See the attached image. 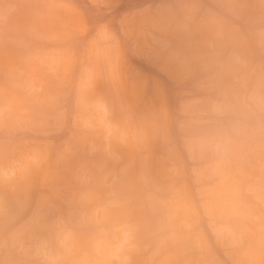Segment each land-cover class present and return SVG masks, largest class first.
<instances>
[{
  "label": "rangeland",
  "instance_id": "obj_1",
  "mask_svg": "<svg viewBox=\"0 0 264 264\" xmlns=\"http://www.w3.org/2000/svg\"><path fill=\"white\" fill-rule=\"evenodd\" d=\"M106 22L122 38L124 86L101 36ZM262 94L264 0H4L0 264H58L79 224L116 208L127 214L132 180L145 188L133 222L122 227L114 216L108 225L116 264L158 252L166 207L197 214V229L185 241L190 258L256 259L264 216L251 198L225 193L218 172L229 161L218 153L246 132ZM56 98L89 121L85 135L59 130L55 119L52 128L36 130L32 114ZM145 125L154 127L155 139L148 152L132 155L125 141L139 139ZM25 160L26 181L15 182L13 167ZM105 165L114 180L97 185ZM238 166L244 169L243 158ZM170 193L171 205L155 198Z\"/></svg>",
  "mask_w": 264,
  "mask_h": 264
},
{
  "label": "clouds",
  "instance_id": "obj_2",
  "mask_svg": "<svg viewBox=\"0 0 264 264\" xmlns=\"http://www.w3.org/2000/svg\"><path fill=\"white\" fill-rule=\"evenodd\" d=\"M4 0H0L3 4ZM102 39L108 43L114 53L113 70L116 73L115 80L118 86L126 83L123 73L120 71L122 57V38L119 31L106 22L102 25ZM253 119L246 125V132L239 138H231L230 146L218 155L229 161L228 166L218 172L219 183L229 196L239 195L243 198H251L259 208L261 216H264V94L261 95L259 104L251 109ZM0 119L5 117L0 116ZM36 121L37 131L52 128V121L58 120L56 125L59 130L70 127L75 133L85 135L91 127L78 110L69 112L64 109L59 98H56L50 106H42L40 110L32 114ZM154 127L145 125L139 131V139L125 141L129 153L132 155H143L148 152L150 145L155 139ZM243 158L245 167L243 170L238 166V161ZM181 173L170 177L174 184L178 183ZM135 184L134 191L126 196L125 204L127 214L122 209L116 208L113 212L106 214L103 218L92 217L85 223L79 224V234H73V242L65 253H61L62 259L58 264H116L118 253L113 251L108 225L113 214L123 220L125 224L132 223L134 216L132 210L136 202L143 196L145 188L142 184ZM166 205L175 202L176 196L170 193L167 197H155ZM87 216V213H85ZM0 219V226H2ZM197 214L184 213L173 214L170 208L161 209L160 224V248L151 259L145 261H130L129 264H202L201 261L190 258L194 256L190 247L186 244V237L195 233L197 229ZM17 264H50L47 260L34 258L29 261H18ZM245 264H264V235L257 258L245 262Z\"/></svg>",
  "mask_w": 264,
  "mask_h": 264
},
{
  "label": "bare ground",
  "instance_id": "obj_3",
  "mask_svg": "<svg viewBox=\"0 0 264 264\" xmlns=\"http://www.w3.org/2000/svg\"><path fill=\"white\" fill-rule=\"evenodd\" d=\"M76 63V62H75ZM171 111V110H170ZM179 124V123H178ZM8 136V135H7ZM54 154V152H53ZM51 156H52V153H51ZM54 156V155H53ZM186 159V158H185ZM53 160V159H52ZM188 160V159H187ZM216 160V159H215ZM30 161L28 160H25V161H20L18 164L14 165L13 167V170L16 172V175H15V182L17 181H26V178H27V174L29 173L30 170H27L28 167L30 166ZM43 172V171H42ZM44 173V172H43ZM112 173V170L109 168L108 165H105L103 168H102V173L100 175V177L97 178V181H96V184L97 185H100V184H104V183H111L113 182L114 180V175L111 174ZM159 174V173H158ZM161 174V173H160ZM164 174V173H163ZM39 175V174H38ZM37 177V175H36ZM41 173H40V178L37 180L39 182V180L41 179ZM36 181V182H37ZM35 185V184H34ZM115 185V184H114ZM36 186V185H35ZM38 186V184H37ZM117 187V186H116ZM37 188V187H36ZM134 188H135V184H131L130 185V190L133 192L134 191ZM35 190V189H34ZM115 190H120L118 187L115 188ZM194 192V191H193ZM202 210V209H201ZM113 212V211H111ZM116 216L115 214H113L112 216V220H113V217ZM6 236V235H5ZM125 256V255H124Z\"/></svg>",
  "mask_w": 264,
  "mask_h": 264
}]
</instances>
